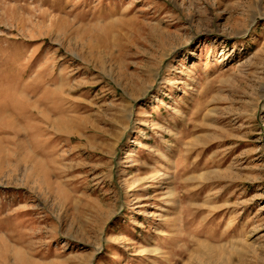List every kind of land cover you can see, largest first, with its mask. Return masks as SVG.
I'll return each mask as SVG.
<instances>
[{"label":"rangeland","instance_id":"rangeland-1","mask_svg":"<svg viewBox=\"0 0 264 264\" xmlns=\"http://www.w3.org/2000/svg\"><path fill=\"white\" fill-rule=\"evenodd\" d=\"M0 264H264V0H0Z\"/></svg>","mask_w":264,"mask_h":264}]
</instances>
